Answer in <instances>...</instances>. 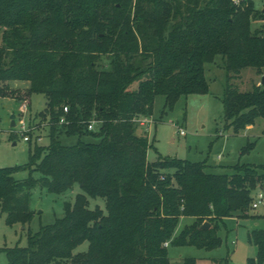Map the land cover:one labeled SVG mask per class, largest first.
Wrapping results in <instances>:
<instances>
[{
	"label": "trees",
	"instance_id": "trees-1",
	"mask_svg": "<svg viewBox=\"0 0 264 264\" xmlns=\"http://www.w3.org/2000/svg\"><path fill=\"white\" fill-rule=\"evenodd\" d=\"M261 1L256 9L252 0H0V97L14 98L9 82L28 83L22 97L43 96L39 115L48 123V145L29 146L27 165L0 168V214L7 225H25L33 188L81 190L61 218L28 233L25 247L0 250L8 264H170L169 247L217 249L220 223L248 218L254 194L264 192V165L215 174L203 163H150L153 141L135 133L134 120L151 116L158 95L170 109L180 96L207 94L205 65L220 57L225 128L238 134L264 121V87L230 84L247 68L262 76ZM61 116L67 125H58ZM92 120L100 122L94 132ZM62 135L78 141L62 145ZM21 170L27 178L15 179ZM88 199L102 200L104 210L90 209ZM181 218L195 220L175 235ZM247 239L256 255L245 264H264V228Z\"/></svg>",
	"mask_w": 264,
	"mask_h": 264
},
{
	"label": "rangeland",
	"instance_id": "rangeland-1",
	"mask_svg": "<svg viewBox=\"0 0 264 264\" xmlns=\"http://www.w3.org/2000/svg\"><path fill=\"white\" fill-rule=\"evenodd\" d=\"M240 2V0H236ZM257 9H261L262 1L253 0ZM235 4V3H234ZM260 22L253 24V27ZM221 58L217 57L213 64L205 65V77L209 85V91L204 95L180 96L172 105L165 108L164 96H156L152 105L151 119L153 124L148 131L135 125V133L145 136L153 141L152 147L147 151V161L154 162L158 157L188 161L190 163H203L207 165L205 171L216 174H230L235 165H264V121L258 120L249 130L233 134L231 129L225 128L221 96L225 87V71L222 68ZM103 64L107 63L105 59ZM259 76L251 68L244 69L230 84L241 92L250 91L253 85L260 86ZM12 90H16L14 98L0 97V168L25 166L29 163V145L21 137L18 126V106L26 94V82L12 81L8 83ZM137 82L130 86L136 89ZM29 100V111L26 115L31 125L37 124L38 131L43 130V140L38 145L47 146L48 139L42 126L40 112L43 111L45 98L38 94L25 95ZM11 116H14L11 119ZM36 117L35 121L32 118ZM14 121L15 126L11 127ZM184 136L179 135V131ZM62 145H75L77 137L60 136ZM83 142L96 143L98 139L93 137L81 138ZM14 144V145H13ZM171 172V170H164ZM28 171L21 170L14 174L17 180H24ZM81 190L77 184L71 190L63 194H53L45 189L35 187L30 192L29 209L33 213L31 220L21 225L19 223L7 225L5 215L0 214V250L2 248L25 247L27 235L35 234L43 226L52 224L55 219L61 218L66 203L72 204ZM89 208L99 206L104 210V203L100 199H88ZM258 214L261 218H253ZM236 218V219H233ZM194 218H181L175 229L177 235L185 226L193 223ZM258 227L264 226V208L250 209L248 218H239L234 215L224 219L219 225L218 236L221 245L210 251L197 249L191 246L169 247L168 257L170 264H182L184 259L193 258L197 264H216V260L228 257L227 264H245L247 258L254 257L256 248L248 243L247 234L254 229V223ZM87 249V243H83L74 252H83ZM0 264H8L7 258L0 251Z\"/></svg>",
	"mask_w": 264,
	"mask_h": 264
},
{
	"label": "built area",
	"instance_id": "built-area-1",
	"mask_svg": "<svg viewBox=\"0 0 264 264\" xmlns=\"http://www.w3.org/2000/svg\"><path fill=\"white\" fill-rule=\"evenodd\" d=\"M235 4H238L236 0H233ZM29 100L27 98H23L20 105L18 106V126L20 127V133L22 140L28 144H39L42 142L44 138L43 130L42 132L38 131L37 124L31 125L30 121L28 120V117H26L28 111H29ZM63 112H67V108H63ZM134 122L139 126L142 127L145 131H148L151 125L153 124V121L151 119V116L149 117H139L134 120ZM68 122L66 121L64 116H61L58 122V125H67ZM100 122L96 120H92L87 125V130L90 132H94L99 127ZM42 126L44 127V131L48 128V123L43 122ZM179 135L184 136L183 131H179ZM259 207L264 208V192L258 191L254 194V199L251 204L252 210H257ZM164 247H167V244H164Z\"/></svg>",
	"mask_w": 264,
	"mask_h": 264
},
{
	"label": "water",
	"instance_id": "water-1",
	"mask_svg": "<svg viewBox=\"0 0 264 264\" xmlns=\"http://www.w3.org/2000/svg\"><path fill=\"white\" fill-rule=\"evenodd\" d=\"M260 86L264 87V77H262L261 80H260ZM13 117H14V116H11V119H13ZM10 126H11V127H14V126H15L14 121L11 122ZM13 145H14V144H13ZM207 228H209V224H208L207 222H204V223L202 224V226H201V229L204 230V229H207Z\"/></svg>",
	"mask_w": 264,
	"mask_h": 264
},
{
	"label": "crops",
	"instance_id": "crops-1",
	"mask_svg": "<svg viewBox=\"0 0 264 264\" xmlns=\"http://www.w3.org/2000/svg\"><path fill=\"white\" fill-rule=\"evenodd\" d=\"M253 1V0H252ZM253 3H254V1H253ZM254 6H255V8L257 9V6H256V3H254ZM28 87V83H26V88ZM253 126H249V127H247L246 128V130L247 131H249L251 128H252ZM245 130V131H246ZM206 168H207V165H206ZM216 174V173H215ZM233 219H236V218H233ZM254 226H256V227H254V229H251V230H259V229H263L264 228V226L263 227H258V222L257 223H254ZM255 255H256V253H255ZM255 255H254V257H255ZM254 257H251V258H254ZM246 262V261H245Z\"/></svg>",
	"mask_w": 264,
	"mask_h": 264
}]
</instances>
